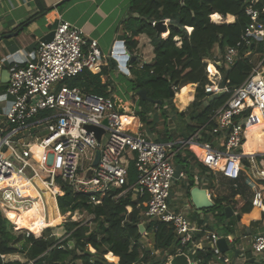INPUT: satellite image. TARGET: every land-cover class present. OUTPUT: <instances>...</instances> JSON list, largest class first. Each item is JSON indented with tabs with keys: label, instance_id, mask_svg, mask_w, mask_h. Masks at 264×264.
<instances>
[{
	"label": "built area",
	"instance_id": "1",
	"mask_svg": "<svg viewBox=\"0 0 264 264\" xmlns=\"http://www.w3.org/2000/svg\"><path fill=\"white\" fill-rule=\"evenodd\" d=\"M246 13L252 23L243 38L245 44L263 42L264 27L259 21L258 11L251 6ZM164 23L167 25L168 20ZM115 55L112 51L109 57L105 56L97 40L88 39L81 28L62 20L55 28L52 40L39 44L32 60L9 66L10 81L5 93L0 96V100L9 101L6 114L0 113V182L11 181L15 172L29 179H34L37 174L40 178L42 172L50 179V182H42L50 183L51 193L59 178L74 192L92 195V202H96L95 195L98 193L110 188L127 187L121 195L135 192L140 198L148 197L144 212L146 221L173 226L182 246L177 253L187 257V264H198L191 261L189 256L196 248V234L201 230L193 227L184 214L173 211L170 206L175 182L187 179L186 171L177 170L174 157L181 148L198 146L203 152L201 162L211 171L229 178L238 177L243 160L251 163L256 160L246 156L242 149L248 126L245 121L253 118L258 110L264 124V57L250 76L234 89L229 88V82L223 85V70L230 69L240 58L239 49L228 48L224 56L207 61L210 83L205 88L206 93L213 96L230 94L209 121L213 122V129L206 132L219 142L217 147L210 142L199 143L200 132L189 139L152 141L142 132V126L138 131L134 130V113L120 109L112 97L84 93L80 88L63 84L84 70L99 74L108 65L109 58L113 59ZM253 55L252 52L246 54L251 58ZM211 65L216 71L214 75L210 71ZM217 76L219 79L213 80ZM172 89L177 93L175 88ZM104 121H107L106 125ZM33 122L44 126L41 132L45 135L34 142L39 143L42 149L38 155L33 144L13 146L9 139L12 133L6 135L9 127H13L14 133ZM87 126L104 130L100 141L95 132L87 130ZM106 136L107 142L103 144ZM4 146L7 147L5 151ZM97 151H100V158L97 166H94ZM233 161L238 163L236 172L229 174ZM131 162L135 163L137 171L132 184L128 177ZM26 168L32 171L31 176L25 172ZM258 171L264 172V169ZM259 179L264 181L263 178ZM58 194L63 195L60 191ZM53 197L56 201L57 197ZM256 197H261L260 193ZM14 200L25 206L30 202V198H23L12 187H0V206L10 221L4 207H11L8 202ZM218 239L215 233L207 237L219 260L224 264H233L217 248ZM251 249L257 256L264 255V234L252 239Z\"/></svg>",
	"mask_w": 264,
	"mask_h": 264
},
{
	"label": "trees",
	"instance_id": "2",
	"mask_svg": "<svg viewBox=\"0 0 264 264\" xmlns=\"http://www.w3.org/2000/svg\"><path fill=\"white\" fill-rule=\"evenodd\" d=\"M254 1L130 0V16L124 22L125 45L128 51L135 55L141 36L146 35L151 40L155 54L150 64H143L140 67L136 60L130 66L131 86L136 97V116L142 123L149 126L152 131L156 127L150 116L158 104L144 101L136 94L137 91L145 89L149 98L162 101L159 106L169 101L170 107L181 118H186L187 115L190 117L192 123L185 122L183 128L185 137L202 127L206 131L213 129L214 124L209 121L217 109L226 103L230 94L222 93L213 96L206 93L205 88L210 83L207 61L216 60L218 50L219 54L224 56L228 48L239 49L240 58L230 69L223 70V85L229 82L227 84L229 88L234 89L250 76L255 66L264 57V41H254L247 45L243 40L247 28L252 23L250 16L246 13L249 7L252 6L258 11L259 21L264 27V0H258L256 3ZM227 15L234 16L235 19ZM165 20H168L166 33L159 26V23ZM154 22L156 25H153ZM249 52L254 54L255 61H252L250 56H246ZM116 66V63L112 61L110 67L114 69ZM103 75H105L104 71L93 74L89 70H84L78 76L65 80L63 84L80 88L84 93L111 97L109 85L102 81ZM193 84L197 85V89L196 99L190 106L191 112H178L171 97L170 87L175 88L176 92L182 89L175 99L177 106L181 109L184 105L182 94L186 88L194 92ZM6 86L4 85V89ZM186 152L187 156L192 155L190 151ZM245 162H243L244 165H246ZM236 165L237 162L233 161V170ZM136 176L135 163L131 162L128 175L130 184L135 182ZM25 178L34 188L28 196L32 200L31 206L25 207L17 200L20 209L6 213L9 216L12 214L13 217L10 218L17 230L31 227L26 218H30L36 225L45 229L58 225L68 215L71 217L74 213L78 218H81L80 213L93 216L91 223L95 225V228L92 230L90 223L84 224L83 221H73L69 218L61 226L62 236L56 238L52 235L53 228H48L47 236L36 237L33 233L16 232L15 226L0 207V264H24L20 261L6 262L2 258L15 254L25 257L27 259L25 264H79V262L81 264H112L105 256L111 262H117L119 258L118 264H166L168 258L175 256L182 248L174 227L159 222H149L144 225L147 235L153 237L154 243L152 249L144 245L140 227L143 223V213L147 209L145 202L148 197L133 200L132 192L121 195L127 187L110 188L98 193L95 195L96 202H92V195L74 192L72 187L57 178V190L63 193L57 197V209L47 183L42 182L44 188L40 189L32 183L31 179ZM38 179H40L39 176L34 178V180ZM25 183L28 185L27 182ZM215 187L217 185L213 183L211 188ZM41 191L45 193L46 199ZM44 200L47 206L49 204L50 211L54 215L50 221L45 216ZM216 200L212 209H220L224 216L225 203L231 204L233 200L228 197ZM128 207L132 208L131 212L128 211ZM240 212L245 218L261 217L260 207L253 205L250 201L243 204ZM234 227L235 225L226 227L228 235H236ZM201 236L202 234L197 237ZM87 247L92 248L94 252L89 251ZM183 249L187 250V248ZM157 251H160L159 255H155ZM244 254L247 259L253 257L250 252L245 251ZM215 257L214 250L208 246L197 250L194 256L200 264H210Z\"/></svg>",
	"mask_w": 264,
	"mask_h": 264
},
{
	"label": "crops",
	"instance_id": "3",
	"mask_svg": "<svg viewBox=\"0 0 264 264\" xmlns=\"http://www.w3.org/2000/svg\"><path fill=\"white\" fill-rule=\"evenodd\" d=\"M129 8H130V0H0V75L4 69L8 70L9 66L12 63H16V62L25 63L29 60H32L36 55V51L39 44L41 42H44L43 39L46 38L52 31H54L62 20L68 21L81 28L88 39L97 40L100 49L102 50L103 54L107 57H109L111 52L114 51L116 48L120 49L118 45L120 43H123L126 53L131 57L133 56L137 57L140 66L142 64L152 63L155 58L154 47L151 44V40L146 35L141 36L140 44L135 55H132L128 51L125 45L124 22L130 16ZM228 16L233 17L235 19L234 16L227 15V17ZM222 17L225 18L224 16ZM24 23L26 24L22 26V24ZM21 27H23L22 30L20 29ZM16 32H18L16 35L8 38L6 37L10 34H15ZM217 56L218 57L220 56L219 50ZM251 60L255 61L254 55L252 56ZM112 61L115 62L114 59L109 58V61L107 63L108 65L102 68L101 72L103 71L105 72V75L102 76V81L103 83H107L109 85V92L111 93V97L116 101L117 104V100L119 98L121 99L126 96L127 94L126 89L129 90L127 84H129L130 86L132 80V75L130 73V67H129L131 65L128 66L129 72L125 73L118 68L116 62H115L117 65L116 68L112 69L110 67ZM212 67L213 66L211 65L210 71L212 75H214L216 74V71L213 72ZM4 85L7 84L0 83V96H2L6 91V88L4 89ZM193 85L195 86V88L193 89L194 92L188 88L184 90V92L186 91L187 93L186 96L188 99V104L185 108L181 107L183 111L178 110V112L189 111L190 106L195 101L197 85L196 84ZM179 92L175 93V96ZM118 107L120 108V106ZM8 108H9V101L1 99L0 113L6 114ZM128 111L134 113L132 119V122L134 123V130L138 131V129L141 126L143 127L144 125H146L145 123H142L141 119L138 116H136L135 114L136 106L135 107L133 106V108H130V110ZM186 117L187 118L185 119V122L191 124L192 121L190 117L188 118V115ZM0 120H2L1 117ZM245 123L248 124V126L246 127V133L260 125L264 127V124L258 123V120L255 117L251 119H247ZM43 128L44 126L42 124L39 125L38 123L33 122L27 128L16 130L14 133L12 131L13 127H9L7 130L8 132H6L7 133L6 135L8 136L12 133L9 136V139L13 146L21 147L23 144L30 143L34 145L33 149L35 153L39 154L42 150L38 146L39 143L36 144L34 142L36 141V138L38 137L41 138L40 135L43 134V132H41ZM148 131L146 133L148 134L147 135L148 138L150 139L151 137H153L154 139L151 138L150 140L153 139L152 141L155 142H158V140H163V139L164 140L162 142H169L178 139H189L195 134H198L200 132L201 138L198 140L199 143L210 142L214 146L219 147V142L214 141L213 138L210 137L206 133L207 131L204 130L203 128L198 129L193 134L187 135V137H185L183 133L184 132L183 129H178L173 133L172 130H167V129L166 131H161L159 126L156 125L153 131L150 129V127ZM156 131L159 132L157 135L154 134V132ZM246 133H245V139L247 142ZM215 143H217L218 145H215ZM255 147L257 146L253 144L248 151L255 150ZM187 150L191 152L192 154L191 156L190 155L187 156L188 155L186 152ZM242 151L245 153L246 156L254 157L256 160L253 163L249 162L246 159L243 160V162L246 161L245 162L246 165H244V163L242 162V166L240 168V172L237 178H229L221 173L213 172L210 169H208L201 162V157L203 152L201 148H199L198 146H192V147L187 146L185 148H181L180 151L177 153V155L174 157V163L175 166L177 167V170L179 172L183 170L186 171L187 179L184 181L175 182L172 189L170 206L173 211L184 214V216H186V218L190 221L193 227L201 230V232L197 233L196 236H199L200 234H202V236L197 237V243L195 245L196 248H194L192 254H190L189 256L191 261H195L198 264H200V262L194 258L196 251L199 249H203L207 246L210 248L213 247L212 243H209L207 240V237L211 233L217 234L219 238H226L227 241L229 242L230 247L235 243L236 248L243 252L248 251V249L251 248V241L255 236L259 234H264V181L259 179L264 177L258 178L256 176V172L264 174V172L258 171L259 169H263V168H260V166L257 163L258 158H264V152H246L245 145ZM225 160L226 159H224L222 162L224 163ZM184 161H186L185 164ZM235 172H236V168L235 170H233L231 163L228 173L234 174ZM13 177L19 179L23 185V188L21 190L17 189V192L19 194H23L22 196L23 198H28L29 194L34 190L32 184L18 172H15ZM221 178L222 180H220ZM22 179L25 182H27L28 185ZM31 180L32 183H34L40 189H43L40 187L38 183V181H40L41 179L38 180L31 179ZM192 181H193V186H192ZM224 182L227 183L230 182L236 191L240 189V186L250 187V190L252 189L254 193V198L250 202H252V204L255 206L256 204H258V207H260L261 217L244 218L240 214L241 213L240 209L243 206V204L246 201H249V200H245L241 194H237L236 196H234V198H232L233 196L218 197L216 195V191H218V188H220L222 186V183ZM213 183L217 185V187H215L214 189L211 188ZM2 186L3 185H1L0 183V187ZM196 187L206 190L209 199L213 202L214 205H215V201L213 196H216V199L228 197L233 201H235L236 197H239V199H242L244 201V203H242V206L238 208V210H236L231 204H227V203H225V207H224V208L231 207L233 209L235 215L231 218L237 217L239 215L241 216L240 220L237 218L238 223L234 227L236 235H228L226 230L227 226L225 228L223 227L220 229H212L213 225L205 220L204 213L199 214L197 212V210L194 208L191 202V190ZM180 189H182V192L184 191L185 193H188V197H189L188 199L189 202L188 203L185 202L186 205L183 207H181V205L178 203L179 200L177 198V195L179 196L182 195L180 193ZM41 193L43 195L45 194L43 191H41ZM258 193H260L261 195V197L259 198L256 197ZM132 195H133V200H137L138 198H140L135 192H132ZM44 203L47 208L48 206L46 204V200H44ZM55 203L58 209L57 200L55 201ZM8 204L11 207L8 208L4 207L6 213L9 211H15L20 209V204L18 203L17 200L11 201V203L8 202ZM31 204H32V200L30 199L28 206L25 205L24 206L29 207L31 206ZM128 211L131 212L132 208L128 207ZM75 214L76 213H74V215ZM190 214L191 215L193 214V216L196 215L197 218L195 219V221L189 218ZM224 216H225V211H224ZM71 217H73V215ZM143 217H144L143 223L141 225L143 227L142 234L145 232V234L147 235L144 229V225L147 224L148 222L145 219L144 213H143ZM26 220L30 224L33 232L35 231V229H41V231H43V228L36 225V223L31 221L30 218H26ZM12 224L14 225L13 222ZM15 229H17L16 226ZM37 237H41V236H37ZM159 254L160 251L155 252V255H159ZM178 256H185V255H179L177 253L175 256L169 257L168 260L166 259L167 260L166 264H174L173 261ZM2 258L6 262H10V261H20L22 263L27 262V259L25 257L23 258L22 255H17V254L6 255L3 256ZM245 259H246L245 256L240 257L239 259L236 260L235 264H243ZM210 264H224V263L221 260H219V258L216 256L215 259Z\"/></svg>",
	"mask_w": 264,
	"mask_h": 264
},
{
	"label": "rangeland",
	"instance_id": "4",
	"mask_svg": "<svg viewBox=\"0 0 264 264\" xmlns=\"http://www.w3.org/2000/svg\"><path fill=\"white\" fill-rule=\"evenodd\" d=\"M212 20V18H211ZM219 76L217 77H213V80H218ZM128 85V89H126V96L124 98H119L117 100V104L118 106H120L121 109L125 108V110H130V108H133V106L135 107L136 106V97H134V92H133V89H132V86L130 84H127ZM193 94V93H192ZM187 93L186 91L183 92L182 94V99H184V105H183V108H185L188 104V99H187ZM176 96L173 98V103L175 105V107L179 110V111H183V109H180L177 104H176ZM129 101V102H127ZM194 101V100H193ZM170 102L169 101H166L164 102V105L162 106H155V109L153 111V113L151 114L150 118L152 121H154V124L159 126V128L161 129V131H166L167 130H172V132L174 133L175 131H177L178 129H183L184 128V125H185V119L187 118H181L177 112L175 110H173L171 107H170ZM185 110V109H184ZM191 112V109L189 110ZM190 112H188V114H190ZM136 114V112H135ZM189 118V116H188ZM169 122V123H168ZM260 127V126H259ZM149 127L147 125H144L143 128H142V132H144L145 134L147 133ZM149 132V131H148ZM159 132H154L155 135H157ZM40 135V134H39ZM45 135V133H43L42 135H40L41 137H43ZM148 135V134H147ZM153 138V137H151ZM150 138V139H151ZM263 138V134H258L256 140H255V144L257 147H259V144L261 143V140ZM107 139H108V136L105 137V140H104V143L105 144L107 142ZM154 139V138H153ZM152 139V140H153ZM168 140V139H166ZM215 145H218L217 143H215ZM253 144L249 143L247 141L246 143V147L245 149L246 150H249V148L252 147ZM7 149V147H3V151H5ZM37 154V153H36ZM38 155V154H37ZM257 163L258 165L260 166V168H263L264 169V158H258L257 159ZM258 174V175H257ZM38 176V174H37ZM35 176V177H37ZM256 176L257 177H264V174H261L259 172H256ZM41 178L43 180H40L38 181L39 185L41 188H44V186L42 185V181H45V182H50V179L48 178L47 174H44L41 172ZM34 180V179H33ZM222 180V178L220 179ZM34 184V183H33ZM35 185V184H34ZM48 187L50 186V183H47ZM50 189V187H49ZM52 193L55 197H58V191H57V185L55 184V187L52 188ZM51 193V194H52ZM180 193L182 194L181 196L177 195V198L179 200V204L181 205V207L185 206L186 203H188V193H185L184 191L182 192V189H180ZM214 194V192H213ZM235 194H241L242 197L245 199V200H249L251 201L253 198H254V193H253V190L251 189L250 190V187H247V186H240V189L238 191H236L233 187V185L230 183V182H224L222 183V186L220 188H218V191H216V195L218 197H221V196H228V197H231V196H234ZM214 198V201L216 202V196H213ZM186 202V203H185ZM242 203H244V201L242 199H239V197H236L235 198V201L231 202V205L236 209L238 210V208H240L242 206ZM184 211V209H183ZM186 211V210H185ZM224 211H225V208H224ZM222 212L220 209L216 210V209H211L210 211L204 213L205 215V220L208 221L209 223H211L213 226H212V229H220V228H225L226 226H230V225H237L238 223V220H237V217H234V218H230V219H227L226 216H223L222 215ZM188 213V212H187ZM60 214V213H59ZM45 216H46V219L48 221H50L52 218H53V213L50 211V208H49V204H48V207L46 208V211H45ZM61 216V215H60ZM188 216V215H187ZM80 217L81 218H78L76 217V214L73 215V217H69V215L61 222L59 223L58 225L56 226H52V227H47L45 229H43L42 233L40 235H36L31 227H26V228H23L21 230H16V232H21V233H33L36 237L37 236H47L48 235V232H47V229L48 228H53V232H52V235L53 236H62L63 235V229H62V225L69 219V218H72L73 221H83L84 224L85 223H90L91 224V229L93 230L95 228V225L91 223L92 219H93V216L89 215L88 213H80ZM190 219H192L193 221H195V219L197 218L196 215L193 216V214L191 215L190 214ZM245 218V217H244ZM147 225V224H145ZM143 236L144 238L142 239V242L144 243V245L147 247V248H153V237L151 235H146L145 232L143 233ZM87 249L91 252H94V250L90 247H87ZM250 249V250H249ZM247 252H250L253 256H257L253 250L251 248H249ZM259 256H264V255H259ZM258 256V257H259ZM16 258V257H15ZM24 258V257H23ZM105 258L107 259V261L109 263H113V264H116L118 263L119 261L117 262H111L108 260V258L105 256ZM247 259V258H246ZM25 262V261H24ZM26 263V262H25ZM24 263V264H25ZM79 264H81V262H79Z\"/></svg>",
	"mask_w": 264,
	"mask_h": 264
},
{
	"label": "water",
	"instance_id": "5",
	"mask_svg": "<svg viewBox=\"0 0 264 264\" xmlns=\"http://www.w3.org/2000/svg\"><path fill=\"white\" fill-rule=\"evenodd\" d=\"M159 26L161 27V30L164 33L167 32L166 24L164 22L159 23ZM20 29L22 30L23 27H21ZM17 33L18 32H16L15 34H10L6 37L7 38L12 37V36L16 35ZM53 35H54V31H52L46 38H44L43 41L44 42H50L53 38ZM118 47L120 49L116 48L114 50L116 55L114 56L113 59L115 60V62L118 65V68L121 71L128 73L129 72L128 66L132 65L137 60V57H135V56L131 57L130 55H128L126 53V50H125L123 43H120L118 45ZM9 81H10V74H9L7 69H4L0 75V83L1 84H7ZM170 91H171V97L174 98L175 93H174V90L172 89V87H170ZM136 94L144 101L155 103L158 105L162 104V101H154L153 99L149 98L147 96V91L145 89H141V90L137 91ZM106 124H107V121H104V125H106ZM86 128L88 131L95 132V135H96L98 141L101 140V137L104 133L103 129L98 128V127H94V126H87ZM99 158H100V151H97L96 160L93 164L94 166H97ZM16 164L19 167H21V164H19V163H16ZM25 172L29 176H31L33 174L29 168H26ZM191 202L199 214H203V213L210 211L211 208L214 206L213 202L208 197L207 191L204 189H200L198 187L193 188L191 190ZM234 215H235L234 211L231 207L225 208V216L227 219H230ZM10 217H13L12 214H10ZM237 218L240 220L241 216L239 215V216H237ZM140 229H141V232H143L142 226L140 227ZM216 246L222 254H224L227 258H229L230 260L233 261V264H235L237 259L245 256L243 251L238 250L236 248L235 243L230 247L229 242L227 241L226 238H219L216 242ZM182 261H184V262H182ZM187 262H188V260H187L186 256H178L173 261L174 264H187ZM262 262H264V256H259V257L253 256L252 258L245 259L243 264H260ZM74 264H76V263H74Z\"/></svg>",
	"mask_w": 264,
	"mask_h": 264
},
{
	"label": "bare ground",
	"instance_id": "6",
	"mask_svg": "<svg viewBox=\"0 0 264 264\" xmlns=\"http://www.w3.org/2000/svg\"><path fill=\"white\" fill-rule=\"evenodd\" d=\"M226 20H224V22ZM262 72H263V70H262ZM254 117L258 120V123H262L261 114H260V112L258 110H256L254 112ZM258 134H263V138L261 140V143L259 144V147H255V150H252V151H248V150L245 149L246 152H264V127L263 126L260 125V127L258 126V127L253 128L252 130L248 131L246 133L247 141L249 143H251V144H255V140H256ZM245 147H246V144H245ZM0 183L3 186H10V187H12L13 189H15V191H17V189H20L21 190L23 188V185H22L21 181L19 179H17V178H14V177L9 182L8 181H6V182H2L1 181ZM19 195L20 196H23V194H19ZM34 232H35L36 235H39L40 233H42L41 229H35Z\"/></svg>",
	"mask_w": 264,
	"mask_h": 264
}]
</instances>
